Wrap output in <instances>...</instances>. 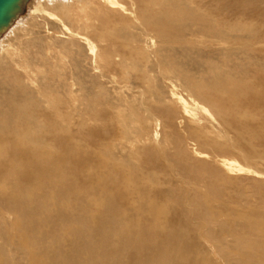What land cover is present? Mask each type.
<instances>
[{
	"label": "bare ground",
	"instance_id": "bare-ground-1",
	"mask_svg": "<svg viewBox=\"0 0 264 264\" xmlns=\"http://www.w3.org/2000/svg\"><path fill=\"white\" fill-rule=\"evenodd\" d=\"M50 3L71 42L0 44V264H264V0Z\"/></svg>",
	"mask_w": 264,
	"mask_h": 264
},
{
	"label": "rangeland",
	"instance_id": "rangeland-1",
	"mask_svg": "<svg viewBox=\"0 0 264 264\" xmlns=\"http://www.w3.org/2000/svg\"><path fill=\"white\" fill-rule=\"evenodd\" d=\"M49 1L52 2V3L53 2L55 3V1L57 2V1H61V0H42V1L41 0H34V1L33 0H30V4H32V5L35 4L34 7L36 8V10H34L33 12H30L31 10L29 9V7H28L29 4L27 2L26 3L27 5L25 6V10L16 19L17 22L16 23L14 22L13 26H10L0 36V38H1L0 39L1 46H5L8 43H15L16 41H18L19 39H21L24 36V32H22L20 30V31H18L16 33L15 30L18 27V25H20V23L23 21V19H25V17H31L32 20L34 21V23H32V26L30 28V30H32V33H35V35H33V38H37L38 39V36H36L37 34H41L42 36H43V34H46L48 37L47 36H43L44 37L43 41L45 43H48V44H50L51 42L54 43V41H50L49 40V38L50 39L52 38V40L53 39L56 40L55 43H54L55 45L57 43L56 46H59V45L65 46L68 42H71L72 41V40H70V37L71 36L69 34H67V32L63 28L61 29V27H59L56 24L57 27L54 28V30H56L57 32L56 33H53V31L50 29V25H47L46 24L47 22L45 20L51 22L50 20L54 19L53 16H51V15L49 16V14H47L46 12H44L43 10H41V8H44V9H46L45 11L51 12L52 9L49 8V7H47L49 4H51ZM12 27H14V28L16 27V28L15 29L14 28L12 29ZM44 42H42V43H44ZM64 42H65V45H64ZM79 44L81 45V48L83 50L82 51L83 54L81 55L83 58L79 57V61L84 62L85 61V58L86 57H89V51L85 48V45L83 46L82 43H79ZM190 108L192 110L194 109L192 106H190ZM199 114H202L204 116L205 115H208L207 112L204 109H199ZM198 126H200V127L203 126V122L200 119L198 121ZM178 127L181 129V126H178ZM156 138H158V136ZM244 171L245 170H243V172Z\"/></svg>",
	"mask_w": 264,
	"mask_h": 264
},
{
	"label": "water",
	"instance_id": "water-1",
	"mask_svg": "<svg viewBox=\"0 0 264 264\" xmlns=\"http://www.w3.org/2000/svg\"><path fill=\"white\" fill-rule=\"evenodd\" d=\"M29 0H0V36L24 11Z\"/></svg>",
	"mask_w": 264,
	"mask_h": 264
}]
</instances>
